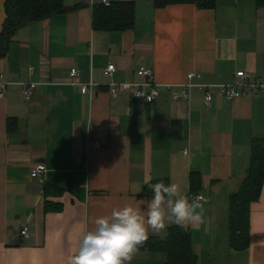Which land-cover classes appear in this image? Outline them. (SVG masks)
<instances>
[{"label": "crops", "instance_id": "crops-1", "mask_svg": "<svg viewBox=\"0 0 264 264\" xmlns=\"http://www.w3.org/2000/svg\"><path fill=\"white\" fill-rule=\"evenodd\" d=\"M108 1L134 3L133 28L94 30L98 0H64L68 11L17 30L0 58L9 84L0 100V264H68L95 218L150 199L147 185L160 180L179 185L190 201L203 197L196 201L201 221L184 227L198 264H264V185L250 205L247 250L230 248L228 223L252 141L264 138V93L214 97L206 107L195 87L180 99L191 72L196 84H228L236 71L264 83V7L252 0H216L213 9ZM4 19L0 0V31ZM108 64L116 69L111 79L103 74ZM71 68L76 85L69 84ZM138 68L152 70L155 101L143 105L126 93L112 98L105 85L141 82ZM27 81L40 85L25 101L18 84ZM89 82L99 85L92 99L77 85ZM89 141L100 148L89 153ZM76 157L87 158L86 170ZM39 163L43 178H30ZM45 184L60 190L48 198L61 205L57 212L44 211ZM23 225L28 238L20 235ZM173 226L149 237H164ZM128 264H163V257L139 251Z\"/></svg>", "mask_w": 264, "mask_h": 264}, {"label": "trees", "instance_id": "trees-1", "mask_svg": "<svg viewBox=\"0 0 264 264\" xmlns=\"http://www.w3.org/2000/svg\"><path fill=\"white\" fill-rule=\"evenodd\" d=\"M152 1L156 8L173 4H193L198 9H213L216 5V0ZM252 1L257 7H264V0ZM68 10L64 0H4L5 19L0 31V58L7 55L9 45L17 30L30 23L52 15L65 13ZM135 20L136 12L132 2L109 3L108 6L98 4L93 8L92 27L94 30L106 32L125 31L134 27ZM9 127L8 123V130ZM263 185L264 138H255L251 145L247 177L242 182L239 190L229 199V246L234 251H245L249 247L250 205L258 201ZM59 192L60 190L53 185H44L45 212H57L61 209V205L48 201L49 197L57 196ZM139 251L161 255L163 264H198L192 251L190 231L180 226L168 228L167 235L164 237H149Z\"/></svg>", "mask_w": 264, "mask_h": 264}, {"label": "clouds", "instance_id": "clouds-1", "mask_svg": "<svg viewBox=\"0 0 264 264\" xmlns=\"http://www.w3.org/2000/svg\"><path fill=\"white\" fill-rule=\"evenodd\" d=\"M151 198L114 207L109 215L94 219L68 257V264H128L149 238L161 234L168 223L187 227L202 219L200 205L182 194L176 183H149ZM142 190V189H141Z\"/></svg>", "mask_w": 264, "mask_h": 264}, {"label": "built area", "instance_id": "built-area-1", "mask_svg": "<svg viewBox=\"0 0 264 264\" xmlns=\"http://www.w3.org/2000/svg\"><path fill=\"white\" fill-rule=\"evenodd\" d=\"M98 4L108 6V0H98ZM32 68H29L31 73ZM116 69L113 64H108L104 69V76L111 79ZM136 75L141 77V82H114L109 81L105 86L109 95L112 98H117L120 94L126 93L133 97L135 100L140 101L143 105L151 104L155 101L159 94V84L154 81V75L151 69L138 68L135 71ZM78 76V71L75 68H71L69 71V84L76 85L74 80ZM198 78V74L195 72L188 73L186 75V81L182 85L183 92L180 95V99L184 100L187 96V91L191 88L198 87L204 92V105L209 107L214 97L221 98L225 101H233L250 95L252 98L259 97L264 93V83L257 79H252L247 71H236L234 74V80L228 84H196L194 79ZM9 84L6 82L3 73H0V100L4 98L6 88ZM21 88L25 101H28L32 96L34 89L40 85L36 82H21L18 84ZM80 88V93L86 95L89 99H92L95 95L98 84L89 82L84 84H77ZM100 148V144L96 141H89L88 152L96 151ZM75 164L77 167L84 170L88 167L87 158L76 157ZM46 172L44 164H36L30 170V178L42 179ZM192 199L199 202L203 200L200 195H195ZM20 235L24 238L29 237L28 228L23 225L20 228Z\"/></svg>", "mask_w": 264, "mask_h": 264}]
</instances>
